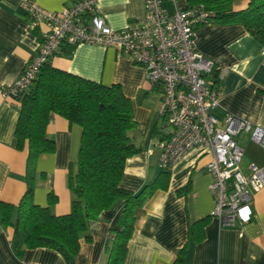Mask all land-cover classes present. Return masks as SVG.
<instances>
[{
	"label": "crops",
	"instance_id": "0c3cea01",
	"mask_svg": "<svg viewBox=\"0 0 264 264\" xmlns=\"http://www.w3.org/2000/svg\"><path fill=\"white\" fill-rule=\"evenodd\" d=\"M22 0H0V89L15 81L35 53L45 29L20 7ZM49 11H59L72 0H33ZM249 0H234L233 9L241 10ZM168 13L185 10L189 0H162ZM98 8L113 29L138 28L144 23V0H99ZM196 51L213 62L214 80L219 87V107L213 111L220 122L225 112L264 128V46L240 24L208 22L196 27L193 38ZM60 51L49 60L58 69L104 85L119 84L132 105L135 127L130 141L138 151L127 158L120 186L138 191L160 170L159 150L155 142L165 128L159 116L160 87L151 85L144 69L113 48L78 44L71 53ZM19 102L0 93V201L16 205L26 191L27 150H18L15 126ZM47 137L55 150L42 154L35 164L33 200L47 205L49 192L57 196L50 207L55 215L70 211L71 194L67 172L74 165L80 148L81 128L51 113ZM237 142L243 149L240 169L264 166V148L242 133ZM210 154L197 147L189 151L170 172L166 190H158L136 211L134 231L127 244L123 264H169L186 245L185 264H264V187L252 194L251 220L245 224L222 227L212 215L215 200L209 191L211 176L206 170ZM43 174V176L41 175ZM187 188L178 193V190ZM124 200H117L90 221L79 239L75 264H105V244L118 228ZM207 218L204 237L192 239L193 223ZM13 229L0 225L1 264H65L62 256L48 248L27 249L21 258L11 250ZM89 236V238H86Z\"/></svg>",
	"mask_w": 264,
	"mask_h": 264
},
{
	"label": "trees",
	"instance_id": "16d2710c",
	"mask_svg": "<svg viewBox=\"0 0 264 264\" xmlns=\"http://www.w3.org/2000/svg\"><path fill=\"white\" fill-rule=\"evenodd\" d=\"M189 1L209 12L208 22L240 24L264 46V0H249L245 8L237 11L232 7L234 0ZM63 48L71 53L74 46ZM18 102L15 136L17 149L27 150L26 191L16 205L0 201V225L13 229L12 252L21 258L27 249L48 248L59 253L65 264H75L79 239L86 234L90 221L122 199L124 207L117 221L118 228L105 244V264H123L134 231L136 211L156 191L166 190L170 177V172L159 170L136 192L120 186L127 158L138 151L129 137L135 127L130 99L119 84L107 86L47 62ZM51 113L81 128L78 158L67 172L71 203L70 211L64 215L51 212L50 207L57 201L52 192L47 195L46 206L37 205L33 200L37 158L55 150L54 140L47 137L45 131ZM206 221L207 218H203L193 223V241L203 239ZM186 253L185 245L169 264H185Z\"/></svg>",
	"mask_w": 264,
	"mask_h": 264
},
{
	"label": "built area",
	"instance_id": "2783aa9c",
	"mask_svg": "<svg viewBox=\"0 0 264 264\" xmlns=\"http://www.w3.org/2000/svg\"><path fill=\"white\" fill-rule=\"evenodd\" d=\"M98 1L72 0L59 11H49L33 0H22L20 7L45 29L19 77L1 87L2 97L18 101L63 45L110 47L128 55L143 67L145 79L160 87L158 112L165 131L155 142L158 168L171 172L192 149H206L210 154L208 188L215 200L212 215L222 227L248 223L252 194L264 187V166L251 164L246 172L240 169L243 149L237 137L247 133L264 148V128L229 112L220 122L213 114L220 95L213 62L193 45L195 29L208 23L209 12L191 5L168 13L162 0H144L143 25L115 30L101 15Z\"/></svg>",
	"mask_w": 264,
	"mask_h": 264
}]
</instances>
